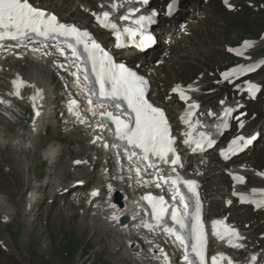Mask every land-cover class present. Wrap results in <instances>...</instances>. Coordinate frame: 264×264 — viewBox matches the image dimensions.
<instances>
[{
  "label": "snow or ice",
  "instance_id": "1",
  "mask_svg": "<svg viewBox=\"0 0 264 264\" xmlns=\"http://www.w3.org/2000/svg\"><path fill=\"white\" fill-rule=\"evenodd\" d=\"M224 3L228 4L229 0H224ZM175 5L176 0L169 4L168 15H172ZM124 19L127 20L128 17H124ZM100 22L105 27H110L113 30L117 29V25L110 22L108 12L103 13V19ZM152 22V17L140 16L135 21L136 28H126L124 31L130 39L135 41L137 35L142 34L145 23L150 24ZM150 39L151 37L146 38L148 41ZM5 41L15 42V47H27L30 42L40 44L45 48L54 49L55 53H58L59 56L64 57L66 60L72 58L78 61L77 71L73 72L72 75L76 77L75 83L80 85L82 81L78 73L82 72V91L87 93L88 111L96 115V108L104 109L107 107L113 109V111H101L99 113L102 118L99 127L102 129L107 128L113 134L114 142L111 146L120 148L121 144H123L129 160L137 157L140 160L149 161L148 167L150 168L156 167L153 158L163 164L182 166L174 147L176 139L171 135L170 125L164 110L159 106H154L146 97L148 80L124 63H117L111 53L98 44L87 30H82L74 24L60 22L55 14L34 6L29 0H0V47L4 46ZM120 46L119 43L116 45V47ZM252 47V42L246 40L239 48H230L229 51L235 52L239 56H244L245 52ZM32 50L39 51L40 49L33 48ZM53 54L52 51L45 53V55ZM262 64H264V60L240 65L231 71L223 73V78L229 80L231 77H239L245 73H251ZM59 67L67 69L66 64H61ZM25 84L26 82L17 76L13 81V86L16 90L10 95L20 98V89ZM33 87L35 86L33 85ZM260 90L258 84L251 82H248L245 87V91L253 97ZM173 92H179L180 99H187L179 86L174 88ZM37 98L43 99L42 90L38 88L32 97V106L34 108L36 107L35 101ZM0 106L12 108L13 103L0 97ZM191 107L196 106L191 105ZM16 110L18 111V109ZM68 111L80 123L85 122L78 110L76 100H69ZM232 112V108H226L223 117H221V122L231 116ZM4 114L9 115L8 113ZM35 114L39 116L40 112L36 111ZM191 115L192 113L189 111L184 117L185 123H188L190 128L192 127ZM209 115H213V113L209 112ZM11 118L15 119L14 117ZM239 126L241 128L244 127L242 121ZM185 135L189 139H185L183 143L186 145L194 144L193 151H204L206 147L211 148L214 144L212 137L206 133H200L199 139H192L191 132L185 133ZM255 139V136L245 137L244 135H238L230 142L227 151L222 152V155L226 159L229 153L236 155L251 145ZM92 142L95 143L96 140ZM108 146V144H105V147ZM136 149L139 151L137 152ZM74 163L80 164L82 161L77 160ZM136 172L139 175L140 169L137 168ZM159 172L160 170L158 169L159 180L170 184L174 191L172 199L179 200L183 206V211L181 212L174 204L169 205L164 196L149 195L143 199L147 200L151 207L150 221L136 226L144 227L151 231L163 225L165 218L170 216L176 228L166 227L164 231L174 236L175 240L183 246L185 249L184 260L187 264H208L206 229L202 220V204L197 192V182L183 179L177 173L176 167H172L171 173L159 174ZM172 173H175V175L173 176ZM234 179L242 181L244 178L237 175L234 176ZM152 182L155 183L157 188L161 187L160 183ZM108 187L111 189V185ZM182 189H187V192L191 193V197L186 195ZM253 191L255 192V190ZM97 194L96 191L92 193L93 196ZM191 198H194V204L189 202ZM240 199L242 202H251L257 207H264V199L249 201L244 196H241ZM110 207L115 208V205H110ZM4 219L6 220L7 217L5 216ZM110 219L119 221V213L114 212ZM223 223L221 220L213 221V234L219 239L227 237L228 243L232 247H242L243 245L235 242L241 239L235 229L225 227L223 231L217 230V226ZM192 256L195 259H192ZM210 259L211 264H223L227 257L219 254L211 256ZM256 259L255 255L251 257L252 264H255ZM165 264H169L167 257H165ZM228 264H232V262L228 260Z\"/></svg>",
  "mask_w": 264,
  "mask_h": 264
},
{
  "label": "rangeland",
  "instance_id": "2",
  "mask_svg": "<svg viewBox=\"0 0 264 264\" xmlns=\"http://www.w3.org/2000/svg\"><path fill=\"white\" fill-rule=\"evenodd\" d=\"M46 1H49L53 8L62 11L64 18L88 23L87 16L79 9L81 0ZM251 23L257 25V27L252 28L254 32L260 30L258 29L260 27L264 30V17L251 21ZM26 66L20 64L18 69H25ZM42 78L47 79L46 82L53 88L54 80L47 70L43 71ZM41 137L45 141L42 149L53 144L62 147L58 158L61 163L68 158V155H71L70 159L78 155L74 149L75 142L65 140L63 136L48 133L47 137ZM81 147L85 150L83 143H81ZM12 155L10 149L0 148V197L5 194L9 195L12 198L10 200L14 202L19 194H22L20 202L21 211L24 213L21 221L22 242L21 250H16L9 239L10 229L7 230L8 250L6 252L0 251V264H98V260H101L103 264H126L120 256L113 259L109 257L108 248L104 247V242L100 240L103 236L102 233L96 231L93 234V230L90 228L76 227L71 229L65 222L62 223L58 219H51L50 223L45 224L43 222L44 211L40 210L39 205L34 206L38 202L40 183L29 190L33 194L34 200L27 209L26 194L23 195L25 181L21 174L22 165H14L17 167L15 169H12V166L9 168L6 166V164L14 162ZM37 161L36 170L39 175H42L43 172L40 170L42 160L38 158ZM68 228L71 229L70 233H68Z\"/></svg>",
  "mask_w": 264,
  "mask_h": 264
},
{
  "label": "bare ground",
  "instance_id": "3",
  "mask_svg": "<svg viewBox=\"0 0 264 264\" xmlns=\"http://www.w3.org/2000/svg\"><path fill=\"white\" fill-rule=\"evenodd\" d=\"M101 1V0H98ZM237 25H242L243 23L240 21L239 23H236ZM257 27L256 24L251 23L249 24L248 29H251L252 27ZM262 29V27L258 28ZM231 36L235 40L236 43H240L242 40L239 39L241 36V31L231 27L230 28ZM244 38H246V35H244ZM243 39V38H242ZM37 67H43L44 65L42 63H35ZM12 64L6 63V68H14L11 67ZM52 66V65H51ZM16 69V68H14ZM23 71V70H22ZM24 73V72H23ZM2 75H0L1 77ZM26 79L30 83H35L43 87H48V84L46 83L45 78H42V75L39 73H35L34 75H26ZM1 82H4L0 78ZM32 94V91H26L23 93L19 99H16L13 95L7 96V100L12 101L13 107L8 108L7 111L8 114L11 117H14L15 119H12L15 122L8 121L6 118L2 117L0 115V141H6L8 142V147L11 150V154L13 157L14 162H12L10 165L14 167V165L20 164L22 165V177L25 181L24 186V192L23 195L28 194V190L35 185V181L38 178L39 173L37 172V160L38 158L43 159L48 163V172H51L53 169V166L55 165L57 158L60 156L62 148L60 146H57V144H53L51 146H47L46 148L42 149L43 146V139L40 137V132L44 131L43 129L50 125V122H54L56 115L55 112H52L50 109V99H46L44 101V114L43 116L37 118L36 123L34 126L36 127V130H32L30 127V124H27L26 126L20 125V119L19 114H23V112H30V118H28V122H32V119L34 118L33 113L31 112L33 110L32 101L30 100V95ZM18 109V111L16 110ZM18 118V119H17ZM20 123V124H19ZM51 149H56V152L54 154ZM45 150H48L47 152ZM17 167H14L15 169ZM32 197L33 195H29ZM33 198V197H32ZM32 199H28V205L31 204ZM30 207V206H29ZM119 213L120 216L124 214L125 212H129L132 214L133 217L137 219H141V212L136 209L135 206L132 204L127 203L125 206H121L118 208L117 211H114ZM112 212V213H114ZM7 217V221L10 223H13L15 226V230L20 229V218L23 217V214H21V209L19 207V200L16 203H12L10 201V196L8 195V199L1 197L0 198V219H4V217ZM5 220V219H4ZM115 231V230H114ZM150 239H152V247H155L157 244V238L156 235H150ZM118 244L119 241H118Z\"/></svg>",
  "mask_w": 264,
  "mask_h": 264
},
{
  "label": "clouds",
  "instance_id": "4",
  "mask_svg": "<svg viewBox=\"0 0 264 264\" xmlns=\"http://www.w3.org/2000/svg\"><path fill=\"white\" fill-rule=\"evenodd\" d=\"M46 152L48 151V150H45ZM51 151H52V153H53V158H54V154H55V152H56V149H51Z\"/></svg>",
  "mask_w": 264,
  "mask_h": 264
},
{
  "label": "water",
  "instance_id": "5",
  "mask_svg": "<svg viewBox=\"0 0 264 264\" xmlns=\"http://www.w3.org/2000/svg\"><path fill=\"white\" fill-rule=\"evenodd\" d=\"M15 241H17V239L15 238Z\"/></svg>",
  "mask_w": 264,
  "mask_h": 264
}]
</instances>
